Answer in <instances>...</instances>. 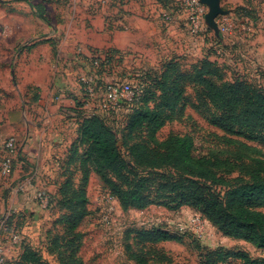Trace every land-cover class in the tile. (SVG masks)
<instances>
[{
  "label": "rangeland",
  "instance_id": "374dc122",
  "mask_svg": "<svg viewBox=\"0 0 264 264\" xmlns=\"http://www.w3.org/2000/svg\"><path fill=\"white\" fill-rule=\"evenodd\" d=\"M181 1L171 0L167 9L162 10L171 14V17H179L181 20L184 17V13L179 7ZM20 2H24V0H0V14L5 17V20L0 21V65H2L0 68V219L10 216L12 219L9 231L11 229L18 230L20 241L22 239L27 247L36 250L40 260L44 263L61 264L57 253L64 252L68 244L66 241L60 240V234L63 232L61 226L54 224L62 212L57 210L58 206L55 204L57 199L55 195H52L60 183L61 171L67 159L66 151L60 154L59 151L49 149L50 141L43 140V144L48 145V155H46L44 163L46 165L43 166L44 169L40 173L42 177L36 173L37 166L31 164L23 155L27 141L36 136L34 131L31 132V126L38 125L36 131H42L39 129V123L41 124L39 119L42 118L44 112L30 100L31 94L35 89L39 91V88L27 85L30 83L29 81L37 82L41 75L38 74L39 79L37 80L36 72H32L26 66L28 58L26 56L23 62H19L22 64L19 65L20 68L17 75L15 73V80H13L10 68L12 65L9 62L13 55L11 56L10 51L27 48L34 36L40 38L52 35L55 38L42 44L44 48L38 50L39 54L31 59L33 64L37 61L46 63L47 58L44 56V51L47 48L45 44L53 47L56 42L67 40L64 46L68 47V51L69 48L73 49V52H69L74 53L75 60L85 63L82 69L75 67L69 72L70 81L64 97L69 99L72 97L73 103L70 105H73L71 106L73 111L75 107H78V102L82 104L85 103L84 100L96 106L104 90L110 85H127L130 89L127 98L120 102L116 109L105 115L102 114L101 117L112 129L123 160L132 169L131 159L126 150L122 148V137L125 135L124 128L127 123V115L130 112V104L138 95L145 74L160 73L162 71L160 68L174 57H180L182 69L188 70L191 65L202 60V56L208 51L210 44L205 45V34L198 35L192 38L194 41L198 40L194 44L195 46H192V49L196 51H191L188 45L182 44L181 39L177 36L175 25L163 21V11L156 13V16L150 14L154 13L153 8L149 2L142 0L134 1L130 5L125 4V9L132 13L149 15L145 21L129 24L130 27L124 28V32H121L122 28H115L116 30L120 29L118 31L120 33H116L108 45H110L109 50L114 49L118 52L89 49L88 52L91 55L85 54L86 57L77 52V47L82 41L81 35L76 29L81 24L80 18L82 17L79 4L77 5L75 2L74 5H77L75 8L71 5L72 11L70 10V19L67 21L63 19L62 9L64 7L51 4L46 6L47 22L31 18L27 20L18 18L16 22L10 21V17H8L10 7L12 9L15 7L18 14L26 15V10ZM220 9L227 14L218 16L215 21L233 27L230 35L220 37L223 41V49H216V53H219L217 64L226 67L220 68V71H223L229 82L238 79L246 80L253 88L264 92V0H220ZM72 15H74L73 18ZM153 15L154 17H152ZM148 19L151 21L147 22ZM88 24L86 23V26ZM180 34L184 35V39L189 38L183 32ZM201 40L204 42L201 43ZM104 43L107 44L105 37H101L97 41L99 47ZM109 55H111V61L106 64L105 60ZM83 74L94 78L96 100H91L85 95V89L79 81ZM150 78L151 76H149ZM46 88L49 92L52 85L49 89ZM74 88H81L82 96H75ZM186 96L187 100L179 103L170 112V118L157 131L155 140L162 142L169 136L189 137L192 141L191 151L194 157H211L231 164H234L238 159L239 163L252 164V168L249 169L252 173L247 175H243L232 166L227 169L212 168L211 175L215 179L216 185L212 184L211 191L216 195L224 194L225 187L221 186L223 184L235 185V179L243 178L246 181L249 178L253 179L262 175L258 169L264 167V140L250 142L225 135L208 123L203 112L191 106L189 100L194 97V91L191 88L185 92L184 97ZM223 137L241 141L250 150H246L241 145H226ZM133 138L135 142H139L143 139V135L134 134ZM10 139H13L15 143L13 150L6 148ZM50 157L58 165L52 166L48 160ZM4 165H8L10 169L7 174L1 175ZM133 172L139 175H156L160 181L177 179H175L172 170L166 169H136ZM80 178L81 176L76 173L74 180L77 186L80 184ZM87 181V213L77 228L81 238L75 252L81 264H136L128 257L126 251L127 246L132 247V250H136L137 247L133 241V234L128 236V231L157 227L164 228L182 239L170 237L171 239L154 245V248L160 250L167 260L159 262L146 255V259L150 260L149 264H204L205 257L199 247L209 250L224 248L229 253L244 255L250 261L264 260L263 248L244 239L225 237L196 211L188 207L168 208L163 205L164 199L177 203L178 199L174 194H164L165 198L162 201H154L142 210L121 211L116 200L108 194L109 189L95 173L90 174ZM42 184H45L48 189L43 190L40 186ZM39 193H41L43 201L36 198ZM49 196L51 197L49 199L50 208L47 206ZM107 197L110 202L105 206L104 199ZM257 211L264 215V207ZM193 215L201 217V224L196 228L192 227L189 222ZM9 231L8 235L11 233ZM55 235L59 237L56 248L51 244ZM3 243L5 259L8 263L9 257L19 254L21 246L11 245L8 240H4ZM137 252L140 254V251ZM228 264L243 263L237 259H230Z\"/></svg>",
  "mask_w": 264,
  "mask_h": 264
},
{
  "label": "trees",
  "instance_id": "16d2710c",
  "mask_svg": "<svg viewBox=\"0 0 264 264\" xmlns=\"http://www.w3.org/2000/svg\"><path fill=\"white\" fill-rule=\"evenodd\" d=\"M157 1L162 9H167L171 2ZM37 9L38 18L47 22L43 7L39 5ZM204 34L210 47L197 64L184 71L180 57H174L160 68V73L145 74L142 87L130 104L122 137V148L131 159L132 169L123 160L116 136L104 118L85 115L83 103L78 102V107L74 109L80 115L78 137L63 165V169H67L64 179L54 194L57 210L62 212L54 224L61 226L60 240L68 244L64 252L57 253L61 264H81L75 255L81 238L77 228L87 213L86 187L88 176L92 173L109 189L108 194L116 200L121 211L142 210L154 201H162L164 194H174L177 203L164 199L163 205L168 208L188 207L225 237L244 239L264 249V215L257 211L264 207V167L258 169L262 175L253 179L245 181L238 178L235 185L221 182L225 192L216 195L211 191L212 184L216 183L211 175L212 168L227 169L232 166L247 175L252 173L249 171L252 164L239 163L238 159L231 164L211 157H194L189 137L169 136L162 142L155 140V134L170 118V112L187 100L184 95L188 88L194 91V97L189 100L191 106L203 112L212 127L245 141L264 140V92L256 90L246 80L227 81L223 71H220L225 66L217 64L219 53L216 49H223V41L209 30ZM105 61L109 64L111 55ZM134 134H142L143 139L135 142ZM230 137H223L226 145H241L250 150L241 141ZM136 169L172 170L177 179L160 181L156 175L133 172ZM76 173L81 176L78 186L74 180ZM49 199L50 196L48 208L51 207ZM11 219L10 216L5 219L6 233ZM9 232L18 233V230L11 229ZM130 234H133L136 250L140 254L130 246L126 247V251L136 264H149L146 255L165 262L166 257L154 245L172 237L182 239L160 227L129 230L127 235ZM58 241L59 237L55 235L51 243L54 248ZM18 245L21 246L19 254L9 257L5 264H46L40 260L37 251L27 247L22 239ZM199 248L205 257L204 264H228L230 259H237L243 264H264V260L250 261L244 255L229 253L224 248Z\"/></svg>",
  "mask_w": 264,
  "mask_h": 264
},
{
  "label": "crops",
  "instance_id": "0c3cea01",
  "mask_svg": "<svg viewBox=\"0 0 264 264\" xmlns=\"http://www.w3.org/2000/svg\"><path fill=\"white\" fill-rule=\"evenodd\" d=\"M38 1L37 3L32 2L31 0H24V2H20L22 4L21 6L25 8L26 15H20L18 14V11H16L15 7H10L8 12V17H10V21H17L18 18H28L36 19L38 20V14H37V6L41 5L44 9V16L46 17L48 21V13L46 6L48 4L54 5V6H63L62 9L63 16L65 21L69 20V13H70V7L71 5L74 6H80V12H82V17L80 18V23L78 28V32L81 35V43L77 47V52L79 54H87L89 55L90 52L89 49L92 51H109L110 45H108V42L112 40V38L115 36L116 33H120V29L116 30V27L122 28L121 32H124V28H129V24H138L139 22L145 21L146 16L137 15V13H132L129 10L125 9V4L130 5L134 1H142V0H35ZM149 2L151 7L153 8L154 13L150 14H156L160 11H163L160 7L157 0H144ZM76 2V3H75ZM77 4V5H74ZM17 5L16 3H14ZM142 5V4H139ZM141 7V6H139ZM78 10V11H79ZM72 11V10H71ZM166 13L171 16L167 11L162 12L163 14ZM139 14V12H138ZM154 15L152 17H154ZM156 16V15H155ZM177 16V15H176ZM74 15H72V18ZM4 15L0 14V21L2 22V19H4ZM5 20V19H4ZM41 20V19H39ZM38 20V21H39ZM147 22L151 21V19L146 20ZM163 21L170 23V25H175L177 29V36L181 39L182 44H187L188 47L191 49V51H196L192 49V46L196 44L198 40L194 41L192 38L184 39V35L180 33H185L183 29L184 25V17L179 19V17H170L169 21H167L163 17ZM75 22V21H74ZM86 23H89L88 26H86ZM89 27V28H87ZM135 31V30H133ZM180 31V33H178ZM186 35V34H185ZM105 37L107 44H101L99 47L97 45V41L99 38ZM34 39L30 40V44L27 45V48H24L23 50H15L10 51V54L12 58H10V64L12 65L11 68V75L12 79L15 80V73L17 75V72L22 64V62L25 60L24 57L28 56L26 61V66L33 72H36L37 80L39 79L38 74L41 75V78L37 82H31L27 84L28 86H34L36 88H39V91L37 89L34 90V92L31 94V102L34 105H38L37 108L43 110L44 114L42 115V118L39 119L40 130L38 129V125L31 126V132L34 131L36 136H34L32 139H29L27 141L26 147L23 150V155L26 157V159L31 162V164L37 166V174L41 176V172L43 171V166L46 161V155H48V145L43 144V140L50 141L49 142V149H53L54 151L61 152L66 151L65 155L66 158L69 157L70 150L72 144L75 142V140L78 137V116L75 111H73V105H70L73 103L72 97L69 99L67 97H64L65 91L68 90V84H69V72L73 70L75 67L78 68L85 66V63L83 64L80 61L75 60L76 56L73 52V49L68 47H65L64 44L67 40H62L63 42L57 43L56 45L51 47L50 45H46V50L44 51L45 57L47 58L46 63L42 61H37L35 64H33V61L31 59L33 57H36L39 54L38 50H41L44 48V43H47L50 40H53L55 38L54 36L45 35L43 37H33ZM217 38V37H216ZM37 39V40H36ZM59 39V38H57ZM56 39V40H57ZM88 39V40H87ZM193 40V42H192ZM42 42V43H41ZM203 43L204 41H200ZM199 45V44H198ZM207 46V43L205 44ZM195 46V45H194ZM114 50V49H111ZM116 52H118L116 50ZM41 53V52H40ZM66 54V55H65ZM87 55H85L87 57ZM91 55V54H90ZM65 57V58H63ZM21 64H19V62ZM219 61V60H218ZM8 64V65H10ZM20 65V66H19ZM4 66V65H3ZM38 66V67H35ZM2 65H0V68ZM42 72V74H41ZM52 85V88L49 92H47V88ZM41 88V90H40ZM75 89V88H74ZM73 89V90H74ZM46 90V91H45ZM42 92V93H41ZM75 96H82L80 89H75L73 91ZM46 94L45 96L43 94ZM67 98V99H65ZM82 98V97H81ZM42 114V113H41ZM87 112L85 111V115ZM39 131V132H38ZM32 134V133H30ZM34 135V134H33ZM51 158V157H50ZM48 160L50 161V164L58 165L57 162H53L52 158ZM47 160V161H48ZM67 171V169H63L60 182L64 179V174ZM42 177V176H41ZM43 190H47L45 184L40 185ZM56 192V191H55ZM55 193H53L54 195ZM27 205V204H26ZM32 206V205H31Z\"/></svg>",
  "mask_w": 264,
  "mask_h": 264
},
{
  "label": "built area",
  "instance_id": "2783aa9c",
  "mask_svg": "<svg viewBox=\"0 0 264 264\" xmlns=\"http://www.w3.org/2000/svg\"><path fill=\"white\" fill-rule=\"evenodd\" d=\"M180 10L184 13V25L183 29L185 34L189 38H195L198 35H203L207 32V30L211 31L204 22L205 14L207 13V8L201 4L199 0H182L180 5ZM163 17L169 21L170 15L164 13ZM217 28L219 30V38L223 35H230L229 33L233 29L230 25H222L219 22L215 21ZM213 33V31H211ZM214 35V33H213ZM215 36V35H214ZM216 37V36H215ZM87 74L81 75L79 81L81 85L85 89V95L90 98L91 100H96V84L93 77L86 76ZM81 92V88H80ZM130 94V89L127 85H110L108 86L101 97L97 101V105L94 106L85 100L83 102L84 110L87 112L88 116H101L102 114L105 115L111 110L117 108L120 102L125 100L127 96ZM82 95V92H81ZM15 147V143L13 139H10L9 142L6 144V148L8 150H13ZM10 167L8 165H4L1 170V175L7 174ZM38 200L43 201V197L41 193H39L36 197ZM110 198V197H109ZM45 200V199H44ZM110 202V199L105 198L104 203L105 206ZM45 206V205H44ZM110 210V209H109ZM109 212V211H108ZM5 219L3 217L0 219V264H5V247H4V240H8L11 245H18L20 242V236L16 232H11L9 235L5 232ZM201 217L199 215H193L190 217L189 222L192 227L196 228L198 225L201 224L200 222ZM206 221V220H205ZM7 236L5 237V235Z\"/></svg>",
  "mask_w": 264,
  "mask_h": 264
},
{
  "label": "water",
  "instance_id": "95a60500",
  "mask_svg": "<svg viewBox=\"0 0 264 264\" xmlns=\"http://www.w3.org/2000/svg\"><path fill=\"white\" fill-rule=\"evenodd\" d=\"M207 8V13L204 17L205 25L213 31L216 37H219V30L216 25V18L223 16L227 12L220 9V0H199Z\"/></svg>",
  "mask_w": 264,
  "mask_h": 264
}]
</instances>
